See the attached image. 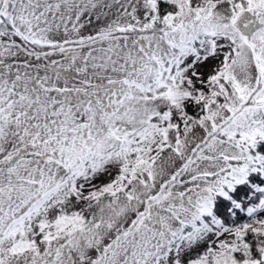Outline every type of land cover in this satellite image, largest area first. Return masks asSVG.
<instances>
[{"label":"snow or ice","instance_id":"obj_1","mask_svg":"<svg viewBox=\"0 0 264 264\" xmlns=\"http://www.w3.org/2000/svg\"><path fill=\"white\" fill-rule=\"evenodd\" d=\"M0 264H264V0H0Z\"/></svg>","mask_w":264,"mask_h":264}]
</instances>
